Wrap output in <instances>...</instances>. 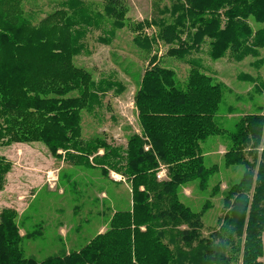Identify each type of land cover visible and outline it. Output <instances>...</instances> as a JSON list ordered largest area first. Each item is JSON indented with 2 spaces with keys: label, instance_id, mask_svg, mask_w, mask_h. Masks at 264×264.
<instances>
[{
  "label": "trees",
  "instance_id": "trees-1",
  "mask_svg": "<svg viewBox=\"0 0 264 264\" xmlns=\"http://www.w3.org/2000/svg\"><path fill=\"white\" fill-rule=\"evenodd\" d=\"M7 1L0 0V145L44 141L53 152L66 151L72 164H88L104 147L94 162L126 178L133 206L117 211L109 228L79 252L41 262L24 256L15 217L5 211L0 264H263L264 113L245 115L230 134L225 166L241 165L245 171L226 195L221 226L204 235L202 215L181 201L179 188L196 179L206 182L217 171L204 165L202 143L222 134L216 114L225 90L198 61L186 59L193 47L170 53L191 65L183 85L174 71L152 59L136 95L152 149L145 151L146 141L133 136L122 152L100 140L81 139L79 112L92 83L72 63L75 14L56 11L48 18H59L57 23L36 26L17 8L18 0ZM183 1L199 11L194 46L208 35L211 59L225 52L236 62L259 55L264 28L254 34L248 21L264 22V0ZM107 7L113 16L127 11L124 0H107ZM161 39L168 46L182 42L174 28H165ZM72 93L77 96L67 97ZM159 164L167 168L165 181L157 179ZM6 170L0 164V177Z\"/></svg>",
  "mask_w": 264,
  "mask_h": 264
},
{
  "label": "rangeland",
  "instance_id": "rangeland-1",
  "mask_svg": "<svg viewBox=\"0 0 264 264\" xmlns=\"http://www.w3.org/2000/svg\"><path fill=\"white\" fill-rule=\"evenodd\" d=\"M124 1L127 11L123 16H113L107 0L15 2L36 26L57 23L59 18H48L56 11L75 14L78 22L71 32L77 53L72 63L89 74L92 83L87 105L79 112L81 139L100 140L105 147L122 152L133 136L146 141L145 151L152 149L136 104L152 59L174 71L183 85L191 65L171 54L193 47L186 59L198 61L202 71L225 90L216 114L222 134L202 143L204 165L217 167V171L206 182L196 179L179 188L181 201L202 215L204 235H209L221 226L228 212L226 195L245 171L241 165L225 166L230 134L245 115L264 113V47L258 49L257 57L249 56L241 62L234 61L228 52L213 60L209 57L212 40L208 35L202 41L195 40L194 46L193 39L199 32L194 18L199 11L183 0ZM6 3L12 4L9 0ZM248 23L254 34L264 28V22L254 17ZM224 27L223 23L220 28ZM165 28L178 31L182 42L166 45L161 39ZM104 153V147L99 148L89 156L88 164H72L66 151L53 152L44 141L0 145V164L7 169L0 177V222L5 211L12 212L26 258L41 262L79 252L109 228L117 211L131 209V184L121 173L94 162ZM167 177L166 166L159 164L157 179L165 181ZM260 262L264 264V255Z\"/></svg>",
  "mask_w": 264,
  "mask_h": 264
}]
</instances>
